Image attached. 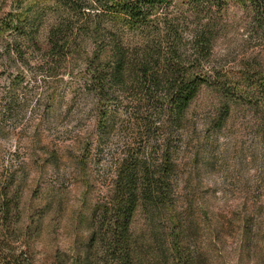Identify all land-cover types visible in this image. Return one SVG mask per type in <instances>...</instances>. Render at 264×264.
I'll return each instance as SVG.
<instances>
[{
    "label": "rangeland",
    "instance_id": "374dc122",
    "mask_svg": "<svg viewBox=\"0 0 264 264\" xmlns=\"http://www.w3.org/2000/svg\"><path fill=\"white\" fill-rule=\"evenodd\" d=\"M97 7L0 0V264H117L91 241L93 213L129 142L136 88L110 104L117 128L101 142L85 82L106 58L101 29L136 39ZM185 8L213 23L209 83L188 110L170 203L135 212L132 264H264V0Z\"/></svg>",
    "mask_w": 264,
    "mask_h": 264
},
{
    "label": "trees",
    "instance_id": "16d2710c",
    "mask_svg": "<svg viewBox=\"0 0 264 264\" xmlns=\"http://www.w3.org/2000/svg\"><path fill=\"white\" fill-rule=\"evenodd\" d=\"M191 1L198 0H95L99 12L94 16L113 15L136 39L128 43L119 28L101 29L109 40L106 58L95 64L101 54L95 56L85 82L98 110L101 142L117 128L110 104L119 99V92L136 88L132 90L136 105L130 116L133 122L128 127L122 124L131 132L129 142L93 213L91 241L99 243L105 256L117 264H132L131 226L138 206L170 203L176 157L187 145L188 110L209 83L204 69L215 32L213 23L199 21L198 12L187 14L185 6ZM227 1L216 0L219 6ZM171 5L176 8L173 12L169 11ZM9 213L4 199L0 244L5 243L4 220Z\"/></svg>",
    "mask_w": 264,
    "mask_h": 264
}]
</instances>
